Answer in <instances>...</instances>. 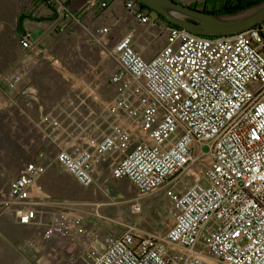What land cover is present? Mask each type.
Masks as SVG:
<instances>
[{
    "label": "built area",
    "instance_id": "1",
    "mask_svg": "<svg viewBox=\"0 0 264 264\" xmlns=\"http://www.w3.org/2000/svg\"><path fill=\"white\" fill-rule=\"evenodd\" d=\"M41 1L54 12L53 32L98 50L100 70L71 78L59 100L40 107L42 151L9 181L0 215L38 226L44 242L76 243L82 264H264V22L201 36L122 0L134 26L115 38L118 19L89 23L112 0H88L78 14L61 0ZM161 21L166 42L147 59L134 40ZM31 32L20 35L21 57L41 53ZM0 80L17 90L22 74ZM21 94L26 106L38 102L33 86ZM50 167L83 187L109 173L142 196L160 195L164 229L117 237L72 210L46 220L54 203L35 186Z\"/></svg>",
    "mask_w": 264,
    "mask_h": 264
},
{
    "label": "rangeland",
    "instance_id": "2",
    "mask_svg": "<svg viewBox=\"0 0 264 264\" xmlns=\"http://www.w3.org/2000/svg\"><path fill=\"white\" fill-rule=\"evenodd\" d=\"M213 1L208 0L205 5V0L191 2L198 7L213 9ZM221 4L218 0L219 7ZM49 10L38 0H0V27L4 30L5 49L19 44L13 26L20 13L42 18L51 14ZM112 19H118L113 28L115 38L134 25V20L124 13L122 4L115 10ZM163 27V21L155 26H142L139 33L149 32L150 35L145 41L139 38V43L144 48L160 49L166 42ZM40 49L41 53L32 56L26 70V84L33 85L38 92V102L28 113L30 118L19 115L13 108L0 111V198L7 193L9 181L19 174L25 164L36 160L42 151L37 131L40 107L45 109L59 100L70 89L71 78L77 81L91 69L95 75L100 70L98 50L84 44L77 36L55 33L49 28L44 40L40 41ZM108 91L113 93L112 89L105 93ZM37 185L47 196L45 201L54 203L46 208V220L58 211H78L88 221L96 223L102 233L117 237L127 232L142 235L159 231L167 223L160 195L142 196L127 179L117 180L109 173L92 185L83 187L70 175L50 167ZM136 206H139L138 213L134 211ZM40 231L41 228L36 225L18 224L11 212L0 215V264H82L77 261L76 243L55 237L44 242L40 239Z\"/></svg>",
    "mask_w": 264,
    "mask_h": 264
},
{
    "label": "crops",
    "instance_id": "3",
    "mask_svg": "<svg viewBox=\"0 0 264 264\" xmlns=\"http://www.w3.org/2000/svg\"><path fill=\"white\" fill-rule=\"evenodd\" d=\"M72 12L79 13L80 10L87 5L88 0H61ZM178 2L184 4V5H191L193 4L191 1L193 0H177ZM44 4V3H43ZM122 4V0H112L109 4L108 8L105 10H99L96 11L93 16L89 17V23L93 26H101V25H107L112 24L115 22L114 19H112L113 14L115 10ZM215 8L218 6V0H214L211 3ZM45 5V4H44ZM47 6V5H45ZM47 8H49L47 6ZM51 13V10H49ZM50 15V14H49ZM47 16H44L42 18H46ZM117 20V19H116ZM49 23L50 20L45 21H30L25 20L23 22V29H30L31 37L34 40L42 41L46 37L47 33L49 32ZM134 26V25H133ZM14 32L17 38H20L21 33L19 34L16 30V19H15V25ZM3 28L0 27V76L4 75L8 79L13 78L15 73L22 74V80L17 86V90H10L6 84L5 81L0 80V93L2 95L0 96V111L6 109V108H13L18 111L19 115H24L26 118H30L28 113L31 112V109L35 106V103H32L31 106H26L27 97L21 94V91L27 87V86H33L30 84H26V74L27 69L29 68L31 62L29 61L32 56H22V50L19 46V44H16L15 47L11 49H5V36L3 32ZM140 35L137 37L135 48L140 50L145 58H151L158 49H153V47H147L144 48L141 43H139V38H142V41H145L148 39V36L150 35L149 32H141ZM118 38V37H116ZM60 66V65H57ZM23 101L24 103H20V101ZM36 187L39 188V191L44 192L41 187H38L36 184Z\"/></svg>",
    "mask_w": 264,
    "mask_h": 264
},
{
    "label": "water",
    "instance_id": "4",
    "mask_svg": "<svg viewBox=\"0 0 264 264\" xmlns=\"http://www.w3.org/2000/svg\"><path fill=\"white\" fill-rule=\"evenodd\" d=\"M134 1L156 12L166 23L201 36L235 34L264 22V0L230 13H207L177 0Z\"/></svg>",
    "mask_w": 264,
    "mask_h": 264
},
{
    "label": "trees",
    "instance_id": "5",
    "mask_svg": "<svg viewBox=\"0 0 264 264\" xmlns=\"http://www.w3.org/2000/svg\"><path fill=\"white\" fill-rule=\"evenodd\" d=\"M41 1V0H38ZM208 0H205L204 5L207 3ZM263 0H221L222 4L220 7L217 8H213V9H206L205 7H198L196 4H191L188 5L191 8H195L198 10H201L203 12H207V13H230V12H234L246 7H249L251 5H254L258 2H261ZM43 2V1H41ZM137 6L139 7V9L141 10H147L149 11V9H147L145 6L138 4ZM51 10V14L46 17V18H35L29 14H23L20 13L17 17H16V30L17 32L20 34L21 32H23V22L25 20H30V21H45V20H52L54 18V12L51 8H49ZM159 17L166 23V21L159 15ZM168 24V23H167ZM171 25L173 27H177L175 25L172 24H168Z\"/></svg>",
    "mask_w": 264,
    "mask_h": 264
},
{
    "label": "bare ground",
    "instance_id": "6",
    "mask_svg": "<svg viewBox=\"0 0 264 264\" xmlns=\"http://www.w3.org/2000/svg\"><path fill=\"white\" fill-rule=\"evenodd\" d=\"M58 65V64H57ZM35 190H39V188H37L36 186H35Z\"/></svg>",
    "mask_w": 264,
    "mask_h": 264
}]
</instances>
